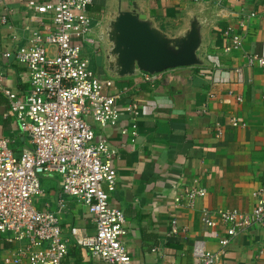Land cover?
Masks as SVG:
<instances>
[{
  "label": "crops",
  "instance_id": "obj_1",
  "mask_svg": "<svg viewBox=\"0 0 264 264\" xmlns=\"http://www.w3.org/2000/svg\"><path fill=\"white\" fill-rule=\"evenodd\" d=\"M27 1L0 0V70L18 91L28 88L24 68L4 53L25 45L30 30L38 25ZM118 1L93 0L89 14L94 33ZM128 1H138L162 29L172 32L186 26L193 10L206 15L221 10L225 14L211 17L205 29L203 53L210 65L167 69L154 84L143 82L141 75L113 79L118 88H128L121 106L130 101L139 104L135 136L121 133L130 123L127 113L116 126L103 129L94 125L96 134L105 135L119 152L115 161L117 185L110 193V205L125 214V241L134 264H170L174 260L194 264L195 241H203L210 252L220 249L219 239L226 235L227 226L219 219V210L249 213L255 205L254 194L264 196V70L247 62L248 55H264V20L256 16L245 28L237 24L242 11L259 12L264 0ZM230 24L242 35L239 47H233L223 34ZM93 38L100 55V42ZM94 64L92 59L95 70ZM101 69L98 74L95 70L97 76L109 78ZM232 118L241 119L244 126L231 127ZM217 124L223 129L220 135ZM0 136L9 139L16 156L29 147L1 94ZM41 183L44 192L36 207L48 205L57 212L60 177L45 176ZM186 187H203L207 193L192 208L175 207V197ZM205 210L213 216L215 226L203 224ZM56 215L63 233L70 237L63 263L105 264L70 235L72 227L94 233L86 207L76 198L66 197V208ZM172 219L179 230L168 235ZM18 245L0 241V264ZM215 264H264V226L255 224L234 236Z\"/></svg>",
  "mask_w": 264,
  "mask_h": 264
},
{
  "label": "built area",
  "instance_id": "obj_2",
  "mask_svg": "<svg viewBox=\"0 0 264 264\" xmlns=\"http://www.w3.org/2000/svg\"><path fill=\"white\" fill-rule=\"evenodd\" d=\"M92 5L93 0H28L26 6L38 25L30 30L25 45L4 53L25 71L28 88L18 91L0 70V94L29 141V147L16 156L9 139L0 136V241L20 244L11 257L3 259L4 264H64L70 237L63 233L56 214L66 208V197L82 203L94 225L92 234L72 227L75 242L102 263L134 264L125 241V214L110 205V193L117 185L119 152L105 135L96 134L94 125L103 129L116 126L127 113L130 123L121 133L133 137L140 107L136 101L121 106L128 88H118L111 78L100 79L92 67L97 52L91 35L95 27L89 14ZM256 16L264 20V7L259 12L242 11L237 24L245 28ZM223 34L233 47L242 44L234 25H228ZM247 62L264 70V55H248ZM159 74L140 75L143 82L154 84ZM230 125L244 126V122L232 118ZM216 130L222 133L220 124ZM52 174H58L61 182L57 212L48 205L38 209L33 201L44 192L41 177ZM206 193L203 187H186L175 197V207L192 208ZM254 197L249 213L218 211L227 226L226 235L219 239L220 249L210 252L203 241H195L194 264H215L234 236L255 224L264 226V196L256 193ZM202 222L207 227L216 225L206 210ZM178 230L172 219L168 235ZM170 264L180 263L174 260Z\"/></svg>",
  "mask_w": 264,
  "mask_h": 264
},
{
  "label": "water",
  "instance_id": "obj_3",
  "mask_svg": "<svg viewBox=\"0 0 264 264\" xmlns=\"http://www.w3.org/2000/svg\"><path fill=\"white\" fill-rule=\"evenodd\" d=\"M225 15L221 10L205 14L193 10L179 32L162 29L138 1L119 0L98 33L103 68L111 79L130 78L142 72L155 74L175 67L210 65L205 58V29L211 17Z\"/></svg>",
  "mask_w": 264,
  "mask_h": 264
},
{
  "label": "rangeland",
  "instance_id": "obj_4",
  "mask_svg": "<svg viewBox=\"0 0 264 264\" xmlns=\"http://www.w3.org/2000/svg\"><path fill=\"white\" fill-rule=\"evenodd\" d=\"M98 52H100V51H98ZM100 55H96L97 57H99L100 56V58L99 59H97V57L96 56H94V57H96L95 58V62H96V64H94V68H95V70L97 71V74H98V71H99V73H100V71H102V67H103V54L102 53H99ZM102 57V58H101ZM101 60V61H100ZM97 63H99V64H97ZM11 146V145H10ZM56 175H58V174H56ZM59 176V175H58ZM42 177H45V176H42ZM42 177H41V179H42ZM41 185H42V183H41ZM43 188V187H42ZM42 196H37V197H34L33 198V201H34V204H35V206H37L38 204H37V201H38V199H40Z\"/></svg>",
  "mask_w": 264,
  "mask_h": 264
},
{
  "label": "flooded vegetation",
  "instance_id": "obj_5",
  "mask_svg": "<svg viewBox=\"0 0 264 264\" xmlns=\"http://www.w3.org/2000/svg\"><path fill=\"white\" fill-rule=\"evenodd\" d=\"M95 44H96V43H95ZM98 50H99V49H97V52L94 54V56H96V55L98 54ZM94 56H93V58H92L93 60H95V58L97 57V56H96V57H94Z\"/></svg>",
  "mask_w": 264,
  "mask_h": 264
}]
</instances>
